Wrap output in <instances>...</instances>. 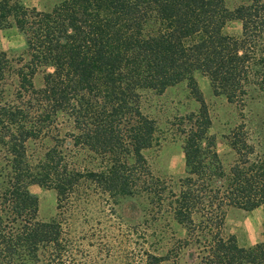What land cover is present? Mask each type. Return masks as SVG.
Returning <instances> with one entry per match:
<instances>
[{"label": "trees", "instance_id": "16d2710c", "mask_svg": "<svg viewBox=\"0 0 264 264\" xmlns=\"http://www.w3.org/2000/svg\"><path fill=\"white\" fill-rule=\"evenodd\" d=\"M231 21L241 23L240 37L224 33ZM5 30L24 36L26 48L0 51V264H179L183 256L185 264H264V227L248 247L224 233L229 208L264 204V159L240 125L228 140L236 160L223 167L194 77L205 76L230 104L264 96V0L232 10L224 0H61L46 12L0 0ZM181 82L199 107L171 125L185 161L172 193L144 156L160 146V132L141 97ZM32 185L54 192L50 220L38 219ZM167 195L184 235L165 253L147 249L151 236L155 246L162 240L149 225L135 229L137 249H83L75 222L89 198L118 212L125 200L139 201L147 222L163 219Z\"/></svg>", "mask_w": 264, "mask_h": 264}, {"label": "rangeland", "instance_id": "374dc122", "mask_svg": "<svg viewBox=\"0 0 264 264\" xmlns=\"http://www.w3.org/2000/svg\"><path fill=\"white\" fill-rule=\"evenodd\" d=\"M15 1L27 8L46 12L50 11L61 0ZM224 1L226 6L232 10L248 0ZM224 33L229 36L240 37L241 23L239 21L229 22L224 27ZM25 48V38L20 33L15 30L0 31V51L8 53L10 56H18L22 54ZM194 77L211 119L209 135L215 139V151L223 167L227 170L236 160V155L230 148L228 140L230 133L240 125H243V132L247 133L254 143L257 155L264 159V96L251 92L243 105L230 104L223 96H216L213 93L205 76L197 73ZM12 83L13 78L7 82V89H11ZM34 85L36 88L42 85L41 75L35 77ZM198 107L197 102L189 93L186 82H181L160 94L142 93L141 110L144 115L156 122L160 132V146L146 151L144 156L152 174L165 180L172 193L178 192L179 180L185 176V161L181 137L175 133L171 125L175 123L176 118L196 112ZM34 151V157L41 155L40 150L34 148ZM4 163L5 159L0 153V168ZM3 181L4 176L0 170V185ZM29 192L38 201V219L46 221L53 218L56 214L54 192L37 185L30 186ZM102 202L89 198L83 215L78 217L75 222V226L80 231L78 233L82 239L80 241L82 245H85L83 249L91 251L93 254L105 250L107 243L111 244L114 250L121 248L128 252L131 245L137 249L139 244L137 245L136 242L140 243V241H136L137 237L134 232L135 229H139L137 230L139 232L143 226L149 225L148 233H152L153 227L161 231L162 240L156 246L155 236H151L148 246L146 244L148 250H154L155 253L159 254L165 253L167 249L172 247L175 240L181 239L184 235V230L171 220L168 207L172 202L170 195L165 198L163 219L160 221H149L148 218L147 222H143V219H140L141 215L144 214L142 209L147 208L139 201L125 200L121 203L119 212L116 208H114L115 211H111L109 204ZM263 227L264 204L249 212L234 208H229L226 212L224 233L235 236L237 244L241 247L253 246L261 242ZM151 243L156 248H149ZM185 261L188 262L183 256L179 264H185ZM162 264H173V262L168 260Z\"/></svg>", "mask_w": 264, "mask_h": 264}]
</instances>
